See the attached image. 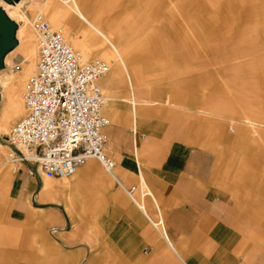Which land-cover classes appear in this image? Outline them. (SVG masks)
I'll return each mask as SVG.
<instances>
[{
	"label": "crops",
	"instance_id": "1",
	"mask_svg": "<svg viewBox=\"0 0 264 264\" xmlns=\"http://www.w3.org/2000/svg\"><path fill=\"white\" fill-rule=\"evenodd\" d=\"M75 1L116 48L54 5L78 46L96 38L109 59L95 85L114 177L89 159L49 182L5 160L0 264H264V0H132L159 28L130 52L134 34L113 41ZM132 186L148 192L141 208Z\"/></svg>",
	"mask_w": 264,
	"mask_h": 264
},
{
	"label": "built area",
	"instance_id": "2",
	"mask_svg": "<svg viewBox=\"0 0 264 264\" xmlns=\"http://www.w3.org/2000/svg\"><path fill=\"white\" fill-rule=\"evenodd\" d=\"M31 28L37 41L35 71L21 95L24 115L12 126L6 143L17 159L34 164L43 177L69 178L89 159L97 160L114 177L115 163L104 152L105 98L95 81L111 66L103 60L83 62L64 39L60 26L36 11ZM15 71L21 65H15ZM138 207L136 186L125 189ZM141 208V207H140ZM159 222L153 226L159 227Z\"/></svg>",
	"mask_w": 264,
	"mask_h": 264
},
{
	"label": "rangeland",
	"instance_id": "3",
	"mask_svg": "<svg viewBox=\"0 0 264 264\" xmlns=\"http://www.w3.org/2000/svg\"><path fill=\"white\" fill-rule=\"evenodd\" d=\"M15 1H16V3L19 2V1H22V2L25 3L24 4V7L27 10L26 11V14H27L28 19H29V24H27V27L25 28L24 34L22 36V42H21V44H20V40H19V45H17V47H15L17 49L11 54L12 57H15L17 55H23V56L25 55L24 54V49H25V44L27 42L28 35L33 36L35 38V40H36V37H35L34 33L32 32V30L30 28V22L32 20L33 15L39 9L40 4L42 2H44L43 0H15ZM155 1L158 2L159 0H155ZM1 2H3V3H1ZM65 2H66V0H55L54 1L55 4H60L62 8L63 7L65 8V9L63 8V10L66 11V14H70V12L66 9ZM82 2L85 5V8H86L85 10L90 15L91 14L95 15V17H94L95 18V21L99 24V26H101V28L103 29V31H105L110 36H112L113 41L118 42L120 40L119 38L122 37L121 34L122 33L125 34V32H126V34H125L126 37L130 36L131 34H134V36H136V37H134L135 39H132V41H129L130 39L129 40L127 39V41L130 42V43L128 42L129 43V46L130 45L133 46V47L131 46L132 48L131 47L128 48V52H130L131 50H133L135 48V46H137L139 44L141 45V43H142V41H141L142 39L141 38H145V40L146 39H152L151 36L154 37V34H153L154 29H158L159 28V24L150 22L151 20H153V18H150V15L148 14V12L146 10L147 8L142 9V10L140 9L139 11L133 12V9H132L133 2H132V0H82ZM7 4H9V3H6V2L0 0V8L6 9L7 8ZM11 4H13V3H11ZM54 5L52 7V10L53 11H57V12L60 13L61 12V8H57ZM11 8L12 7H10L9 10L12 11ZM6 10H8V9H6ZM105 11L106 12H112V13L111 14H107V13H104ZM101 12L103 13L102 18H103L104 22H106L107 20H112L111 22H113V27L111 28V30H115L117 27H119L118 33L113 32L112 34H110L109 33V30H108V29H110V27H107V28H105V26L103 27V23L99 22V20H98L99 17L101 18V15H100ZM44 14L46 16V13L45 12H44ZM127 14L129 15V19H126V18H128L126 16ZM158 32L160 33L161 31H158ZM120 35H121V37H119ZM65 40H66V42L68 41V39H65ZM161 42H163V41H161ZM221 42H224V45L221 46V47H226L227 46V43H229L228 40H224V41H221ZM82 43H84V47L91 46V45L94 47V51L92 53H90L91 50L88 51L87 49H84L83 46H79L80 47L79 50H83V51L85 50L86 51V52L84 51V53H83V55H84L83 58L81 56L83 62H90V61L93 62V60H95V59H100V60H103V61H108L109 60L108 58H100V57H97L96 56L98 54V51H101V50L104 49L103 45L99 43V40L98 39L93 38V37H90V38L87 37L86 38V41L83 40ZM131 43H133V44H131ZM88 44H90V45H88ZM109 47L113 50V52L116 50V48H115V46L113 45L112 42L110 43ZM222 49L225 52L227 51L225 48H222ZM74 50L77 51V49L75 47H74ZM219 59H227V57H226V55H222L221 54V56L219 57ZM112 62H113V64H115L114 63L115 62L114 60ZM222 74H223L224 80L227 81L228 80V77H227L228 72L223 71ZM158 78L161 79L160 77H158ZM171 81L174 82L175 79L172 77L171 78ZM240 89H242V87H240ZM1 97H2V90L0 88V101H1ZM20 102L22 104V98L21 97H20ZM23 115H24V110L21 107V111H20L17 119L15 118L14 121L10 124L9 131L12 128V126ZM8 137H9L8 134L7 135H4V136L0 135V145L3 146V149L0 150V166L6 165V163H10V161L4 163L5 160L11 159V157L9 156L11 154L10 153L11 151L6 146V145H8L6 143V141L8 140ZM12 167H13V164L10 165L9 168H8V170H7V172H8L7 173V178H9L10 176H12V174H13L12 170H10V168L12 169ZM3 176H5V174ZM7 178H4L0 182V184L4 185V182H5V180ZM53 180L54 179H51V181H49V182H53ZM61 180L64 183L67 182V180H63V179H61ZM2 188L3 187H0V190L1 191L3 190Z\"/></svg>",
	"mask_w": 264,
	"mask_h": 264
},
{
	"label": "bare ground",
	"instance_id": "4",
	"mask_svg": "<svg viewBox=\"0 0 264 264\" xmlns=\"http://www.w3.org/2000/svg\"><path fill=\"white\" fill-rule=\"evenodd\" d=\"M43 1L44 2H42L40 4L39 9L37 11H41L43 14L45 12L46 17L50 23L58 25L61 27V29L63 31L64 39H68V41H67L68 44L73 49L75 47L77 49L76 52H78L80 54V56H82V58H83V56H84L83 53L85 50L84 51L79 50L80 47L75 43L76 41H74V39H73L74 36L72 38H70L69 35L67 34V32L65 31L64 27L62 26L63 18H64V17L62 18L63 13L62 12L59 13L57 11L52 10L53 5L55 4L54 3L55 0H43ZM1 3H3V2H1ZM12 3L14 5L13 4H7L6 9H8V10H6V9H3V10L7 14V16L11 20H13L18 26L17 32H16V38L18 40V45H19V40H20V44H21L22 36L24 34L25 28L27 27V24H29V19H28V16L26 14L27 10L24 7V4H25L24 2L19 1L16 3V1L13 0ZM65 4H66V9L70 12L71 15H76V16L80 17L81 20L86 24V27H88L90 29V32L95 33L96 35H99L100 37H102L104 39L105 43L110 45L111 41L106 38V36H105L106 34L103 35L100 32V30L95 25H93L88 18H86V16L81 11V9L79 8V6L75 0H66ZM10 7H12L11 8L12 11L9 10ZM61 13H62V15H61ZM70 14H68V15H70ZM30 28H31V22H30ZM31 30H32V28H31ZM32 32H33V30H32ZM16 49L17 48L10 51L4 57L3 68L0 70V88L2 90V97H1V101H0V135H2V136L7 135V134L9 136V133L11 131V129L9 131L10 124L14 121L15 118L17 119V117L21 111V107L24 110L23 103L21 104V102H20V97L23 93V88H24V84H25L26 79L30 75H32L35 71V66H36V61H37V50H36L37 49V41L35 40V38L33 36L28 35V37H27V42L25 44V49H24V54H25L24 56L23 55H17L15 57H12L11 54ZM115 52H116V50L114 51V53ZM106 57H108V55ZM111 58H113V57H111ZM95 60H100V59H95ZM95 60H93V61H95ZM90 62H92V61H90ZM106 62L109 63V61H106ZM87 63H89V62H87ZM18 64L21 65L22 70L20 69L19 71H15L13 68L15 65H18ZM1 149H3V148L0 145V150ZM13 155H14L13 152H11V154L9 155L11 157V159H12ZM8 161H11V160L8 159ZM45 179H47V178H45ZM61 179L68 180L69 178H61ZM49 180H51V179H49Z\"/></svg>",
	"mask_w": 264,
	"mask_h": 264
},
{
	"label": "water",
	"instance_id": "5",
	"mask_svg": "<svg viewBox=\"0 0 264 264\" xmlns=\"http://www.w3.org/2000/svg\"><path fill=\"white\" fill-rule=\"evenodd\" d=\"M11 4L13 0H2ZM17 24L0 8V70L3 68L4 57L18 45L16 38Z\"/></svg>",
	"mask_w": 264,
	"mask_h": 264
}]
</instances>
